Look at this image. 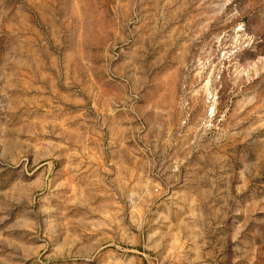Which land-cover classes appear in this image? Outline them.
<instances>
[{"label":"rangeland","instance_id":"1","mask_svg":"<svg viewBox=\"0 0 264 264\" xmlns=\"http://www.w3.org/2000/svg\"><path fill=\"white\" fill-rule=\"evenodd\" d=\"M0 264H264V0H0Z\"/></svg>","mask_w":264,"mask_h":264}]
</instances>
